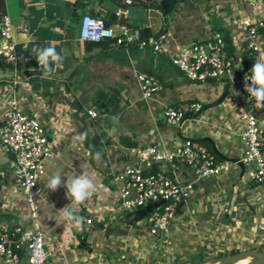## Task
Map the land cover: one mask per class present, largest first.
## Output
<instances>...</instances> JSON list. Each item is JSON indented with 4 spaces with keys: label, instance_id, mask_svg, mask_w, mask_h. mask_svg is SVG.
<instances>
[{
    "label": "crops",
    "instance_id": "obj_1",
    "mask_svg": "<svg viewBox=\"0 0 264 264\" xmlns=\"http://www.w3.org/2000/svg\"><path fill=\"white\" fill-rule=\"evenodd\" d=\"M123 1L4 0L17 59L14 66L0 60V117L16 90L23 108L40 118L51 139L52 154L44 163L36 197L49 262L179 264L195 256L203 261L259 249L255 221L264 216V183L253 181L251 165L239 161L241 121L236 110L247 109L240 81L264 52V31L259 33L256 51L250 55L243 49L240 22L259 17L264 0H254V5L247 0H175L166 13L160 0H130L126 14L119 18L113 9ZM84 12L110 24L123 20L146 35L167 30L181 43L219 34L234 56L233 69L220 79H192L167 55L149 48L116 45L109 39L79 41V17ZM47 42L64 57L63 67L50 79L41 76L32 54L34 47L43 48ZM136 72L152 73L159 80L147 99L137 88ZM222 92L220 102L200 109ZM188 100L199 106L180 124H166L162 109ZM88 109L96 116H89ZM257 116L264 129V111ZM85 132L84 142L75 139ZM185 138L202 141L216 160L228 162L229 169L216 176L196 177L183 166H168L181 184L190 183L191 188L166 230L150 234L144 223L147 206L121 209L111 173L134 162L129 153L132 146L152 142L170 147ZM81 171L89 173L96 190L84 204L71 206L84 217L83 227L77 230L71 223L57 225L50 217V210L55 214L70 201L64 187L52 192L46 180L56 172L64 176ZM25 214L11 153L0 143V221L9 216L24 223ZM86 218L91 219L89 223Z\"/></svg>",
    "mask_w": 264,
    "mask_h": 264
},
{
    "label": "built area",
    "instance_id": "obj_2",
    "mask_svg": "<svg viewBox=\"0 0 264 264\" xmlns=\"http://www.w3.org/2000/svg\"><path fill=\"white\" fill-rule=\"evenodd\" d=\"M254 5L256 1L247 0ZM130 0L115 5L113 13L119 18L127 12ZM260 15L254 20H241L244 33L243 49L252 54L258 49L259 33L264 31V2ZM79 41H99L109 39L116 45H135L167 55L184 75L192 79H220L233 69L234 56L227 50L221 35L207 39H190L181 43L167 31L144 35L141 28L128 25L120 20L107 23L102 17L84 12L79 17ZM15 43L7 14L0 15V60L14 66L16 64ZM38 64V62H37ZM251 72L241 79V88L247 109H237L240 127L237 131L241 147L239 161L251 165L250 177L256 183H264V129L257 116L254 98L248 96L244 85ZM135 82L143 99L151 96L159 87L158 78L149 72H136ZM18 76L11 81L16 84ZM250 83V81H247ZM196 101L188 100L162 109L166 124L177 125L193 108ZM87 114L95 117L92 109ZM0 143L11 153L14 173L19 179L20 192L26 208V222L10 224L0 221V259L4 264H51L49 252L44 244V231L38 216L36 197L40 190L39 180L44 171V163L52 154L51 139L40 118L25 110L19 101L16 90L12 92L2 108L0 117ZM134 162L124 164L111 173V181L117 192V203L121 209H132L149 205L145 214V224L150 234L166 230L177 207L190 191V183L181 184L172 168L180 165L190 170L196 177L216 176L229 169L228 162L216 160L214 153L202 141L192 138L173 144L159 146L152 142L137 144L129 148ZM86 218V222H90ZM259 244L264 249V216L255 221Z\"/></svg>",
    "mask_w": 264,
    "mask_h": 264
},
{
    "label": "clouds",
    "instance_id": "obj_3",
    "mask_svg": "<svg viewBox=\"0 0 264 264\" xmlns=\"http://www.w3.org/2000/svg\"><path fill=\"white\" fill-rule=\"evenodd\" d=\"M32 54L38 62L43 78H52V75L63 67L62 62L64 57L56 51V47L51 42H47V46L43 48L38 46L34 47ZM250 72L251 75L246 79L244 85L245 91L249 97L254 98L256 108H264V52H261L256 57V61ZM247 81H250V83ZM87 138L88 136L85 132L79 134L75 139L84 142ZM95 155L99 158L101 152L97 151ZM60 187L66 189L65 197L70 201V204L56 210L55 214L50 210L49 215L57 225L71 223L73 227L80 230L84 225V217L76 215L71 210V206L84 204L96 190V185L87 171H81L78 175L64 176L56 172L47 177V189L55 192Z\"/></svg>",
    "mask_w": 264,
    "mask_h": 264
},
{
    "label": "water",
    "instance_id": "obj_4",
    "mask_svg": "<svg viewBox=\"0 0 264 264\" xmlns=\"http://www.w3.org/2000/svg\"><path fill=\"white\" fill-rule=\"evenodd\" d=\"M174 2L175 0H160V7L163 12L166 13L171 10ZM223 96L224 92H222L212 102L202 105L200 109H205L208 106L217 104L218 102H220ZM200 109H198L194 114L198 113ZM185 117H187V115H185L184 118ZM212 150L215 151L214 149ZM147 208L149 209L150 206L147 205ZM209 264H264V249H243L223 254L212 258L209 261Z\"/></svg>",
    "mask_w": 264,
    "mask_h": 264
},
{
    "label": "trees",
    "instance_id": "obj_5",
    "mask_svg": "<svg viewBox=\"0 0 264 264\" xmlns=\"http://www.w3.org/2000/svg\"><path fill=\"white\" fill-rule=\"evenodd\" d=\"M112 1H115V2H118V0H112ZM123 3V2H122ZM122 3H119V4H122ZM119 4H117V5H119ZM155 5H158V3H157V1H155ZM2 13H4V0H0V15L2 14ZM161 31H157V32H155V34H157V33H160ZM144 35H146V32H145V30L142 32ZM5 221L6 222H8V223H10V224H16V221H15V219H13V218H11V217H9V216H7L6 218H5ZM233 252V251H232ZM219 255V254H218ZM196 257V256H195ZM195 257H191V258H189L188 259V261L186 262V263H181V264H190V263H192L193 261H194V258Z\"/></svg>",
    "mask_w": 264,
    "mask_h": 264
},
{
    "label": "rangeland",
    "instance_id": "obj_6",
    "mask_svg": "<svg viewBox=\"0 0 264 264\" xmlns=\"http://www.w3.org/2000/svg\"><path fill=\"white\" fill-rule=\"evenodd\" d=\"M144 223H145V219H144ZM259 249H261V247L259 248ZM217 256H220V255H217ZM217 256H214V257H217ZM213 257V258H214ZM204 259V258H203ZM211 260V259H210ZM210 260H207V259H205V260H203V261H201L200 259H198V258H194V261L192 262V263H190V264H209V261ZM188 261V259L187 260H185V261H182V262H179V264H181V263H186ZM188 264V263H187Z\"/></svg>",
    "mask_w": 264,
    "mask_h": 264
}]
</instances>
